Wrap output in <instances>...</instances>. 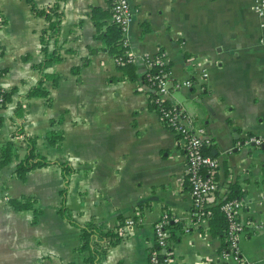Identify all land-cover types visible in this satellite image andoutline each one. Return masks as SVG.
Segmentation results:
<instances>
[{
    "label": "crops",
    "instance_id": "1",
    "mask_svg": "<svg viewBox=\"0 0 264 264\" xmlns=\"http://www.w3.org/2000/svg\"><path fill=\"white\" fill-rule=\"evenodd\" d=\"M129 1L125 38L136 57L133 80L97 38L94 20L103 22L101 31L112 21L109 0H34L39 8L57 2L62 14L58 42L46 46L62 56L43 67L57 77L55 86L43 84L47 105L45 97L24 98L40 78L47 22L26 0H0V90L12 92L0 108V146L11 141L15 149L0 168V264H86L76 248L78 226L88 220L122 234L101 264H147L164 215L172 225L170 264L220 262L221 238L211 232L207 210L228 198L234 183L242 190L236 218L243 228L238 258L223 262L264 264V13L257 10L264 0ZM159 51L171 83L191 82L174 88L170 99L203 129L210 141L203 149L217 161L211 174L218 190L198 215L183 140L160 118L141 80L143 57ZM17 103L24 105L19 118ZM17 127L35 137L37 152L51 162L23 179L14 174L27 152ZM49 130L62 133L59 146L45 139ZM60 162L72 168L66 183ZM64 188L75 225L58 213ZM10 198L31 208L16 210ZM33 209L40 210L34 223Z\"/></svg>",
    "mask_w": 264,
    "mask_h": 264
},
{
    "label": "trees",
    "instance_id": "2",
    "mask_svg": "<svg viewBox=\"0 0 264 264\" xmlns=\"http://www.w3.org/2000/svg\"><path fill=\"white\" fill-rule=\"evenodd\" d=\"M26 2L29 4L32 13L38 16H42L46 20L47 24L41 31L40 35L41 51L45 54L43 62L38 66L41 71L40 78L37 81V84L26 92L24 98L28 99L36 96L45 97L47 105H50L51 98L49 97L48 90L45 89L43 84L45 81L50 80L51 84L55 86L57 84V77L54 74L43 71V67L47 64L59 62L62 60L61 54L56 49L51 50V52L49 53L46 52V46L49 41H51L53 45H56L58 42V31L62 14L59 10L57 2L48 5L45 8L37 7L34 3V0H26ZM96 10V8H93L92 12L96 13ZM98 16L100 18L102 16V12H98ZM4 22V18L0 16V25H2ZM94 23L99 31V34H97V38L103 42L107 51L110 53V55H112V57L116 61L117 67H119L121 71H123V76L130 80L135 79V65L134 62L131 60L130 56L128 55V44L127 41L125 42V39L123 38V34L121 32L120 27L111 21L109 24H106L105 28L101 31L100 28L103 25V22H100L99 20H94ZM160 69V66L153 65L148 69V72L150 74H155ZM73 72L77 73V69L74 68ZM141 80L145 85L151 84L150 81L147 80L145 75H142ZM11 93V91H2L4 104L10 99ZM149 96L150 103L152 104L154 109L156 111L159 110L160 105L158 103H155L154 94L150 92ZM23 112L24 105L21 103H17L13 116L15 118H19L23 115ZM60 120V117L56 120L51 119L50 125L58 123L60 122ZM15 134L22 137V139L25 141V147L27 150L25 156L16 165L14 174L17 178L23 179L29 170L35 167L46 166L51 163L44 156L37 152L35 147L36 139L34 136L23 134V131L20 127H17ZM45 139L50 145L57 147L60 145V142L62 140V133L57 130H49L45 134ZM14 150L15 149L11 141H7L0 146V168L11 160ZM203 152L207 154V151H205L204 149ZM64 164H66V162L59 163V165L61 166V172L66 183L69 174L72 171V168H70L68 165L64 166ZM65 191V188L61 190V195L63 198L61 200L62 202L58 209V213L68 223L75 225L72 218V214L64 202ZM241 197L242 190L239 188V186L235 183L231 184L229 186L228 198L240 199ZM8 201L16 210L31 208L30 202L17 200L14 198H10ZM33 211L34 217L32 219V222L34 223L36 220V215L40 214V210L33 209ZM207 216H209L210 219L209 228L211 232L221 238V246L219 252H229V238L227 235L228 220L225 217L223 211L220 209V204L209 208L207 210ZM168 226L172 225L167 224V227ZM78 228L80 245L76 248V251L79 253H85L84 262L86 264H101V259L104 258L107 249L111 245L118 243L122 236V234L118 230H107L102 226V224H98L93 220H88L82 223L78 226Z\"/></svg>",
    "mask_w": 264,
    "mask_h": 264
},
{
    "label": "built area",
    "instance_id": "3",
    "mask_svg": "<svg viewBox=\"0 0 264 264\" xmlns=\"http://www.w3.org/2000/svg\"><path fill=\"white\" fill-rule=\"evenodd\" d=\"M111 6V20L117 24L123 34L125 42V34L131 20V4L129 0H109ZM264 5V1L262 2ZM259 14H263L264 10L261 5L257 8ZM131 60L135 62L136 57L128 51ZM144 71L147 80L151 84H143V87L148 92L154 94L155 103L160 105L157 113L163 122L175 134L183 140V147L186 155L185 174L189 184V191L193 200L194 215H198L205 208V202L210 194L218 190V183L212 176V171L215 170L217 161L215 158L205 154L203 148L209 145L210 141L205 136L202 128H195L192 125V118L185 110L170 99V94L174 88L181 86H190L191 82L185 80L182 82L171 83L169 79V71L165 62L164 53L157 52L151 57H143ZM158 65L161 69L150 74L148 69ZM205 75V74H203ZM4 104L2 90H0V108ZM256 144L261 143L260 138H250ZM221 199V200H220ZM219 200L220 209L225 214L228 220L227 235L229 238V252L220 254V262H204V264H224V258L229 256L237 259L238 236L242 232V224L236 218V212L241 206L240 199L221 197ZM132 220H127L126 224L131 225ZM168 218L166 215L154 226V246L149 250L147 264H170L171 252L168 250L169 229L167 227ZM203 263V262H202Z\"/></svg>",
    "mask_w": 264,
    "mask_h": 264
},
{
    "label": "water",
    "instance_id": "4",
    "mask_svg": "<svg viewBox=\"0 0 264 264\" xmlns=\"http://www.w3.org/2000/svg\"><path fill=\"white\" fill-rule=\"evenodd\" d=\"M251 144H253V142H251ZM260 148L261 149H264V144H262Z\"/></svg>",
    "mask_w": 264,
    "mask_h": 264
}]
</instances>
